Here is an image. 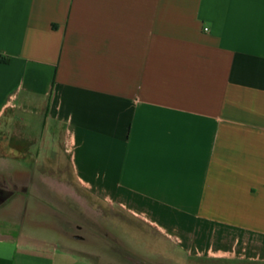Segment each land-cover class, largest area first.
<instances>
[{
  "label": "crops",
  "instance_id": "1",
  "mask_svg": "<svg viewBox=\"0 0 264 264\" xmlns=\"http://www.w3.org/2000/svg\"><path fill=\"white\" fill-rule=\"evenodd\" d=\"M102 206L264 264V0H0V264H101Z\"/></svg>",
  "mask_w": 264,
  "mask_h": 264
},
{
  "label": "rangeland",
  "instance_id": "2",
  "mask_svg": "<svg viewBox=\"0 0 264 264\" xmlns=\"http://www.w3.org/2000/svg\"><path fill=\"white\" fill-rule=\"evenodd\" d=\"M21 116L22 118L27 116L26 120H30L27 114ZM24 131L27 134L39 136L42 130L36 128ZM10 146H14L12 141ZM15 146L24 150L29 147L27 144ZM69 180L71 183L72 179L69 178ZM116 213V224L109 225V218L114 214L106 207L102 206L99 214L96 212L92 214L88 210L85 212L86 217L90 218L94 215L95 219L101 223V236L104 239L101 243L103 253L100 257L101 264H224L205 258L188 257L182 253L181 255L177 250L174 253L175 248L172 242L163 240L155 228L133 219L129 213L120 210Z\"/></svg>",
  "mask_w": 264,
  "mask_h": 264
}]
</instances>
